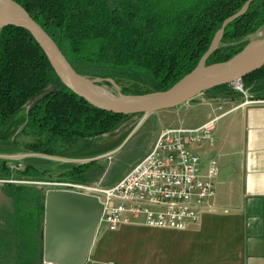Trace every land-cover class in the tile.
Segmentation results:
<instances>
[{
    "label": "trees",
    "instance_id": "16d2710c",
    "mask_svg": "<svg viewBox=\"0 0 264 264\" xmlns=\"http://www.w3.org/2000/svg\"><path fill=\"white\" fill-rule=\"evenodd\" d=\"M14 1L50 35L78 73L112 77L123 94H144L166 90L191 71L223 20L247 0ZM263 24L264 0H253L225 26L222 44L206 64L233 56ZM218 54L221 58L214 60ZM205 93L230 100L244 93L264 99V65L242 78V91L227 83ZM131 116L96 108L67 88L28 30L13 25L0 29V152L17 150L2 145L11 126L20 123L23 133L46 136L30 144L34 152L94 156L106 148L89 151L92 141L115 132ZM5 161L0 159V166ZM88 164L72 165L66 173L77 179L76 173Z\"/></svg>",
    "mask_w": 264,
    "mask_h": 264
},
{
    "label": "crops",
    "instance_id": "0c3cea01",
    "mask_svg": "<svg viewBox=\"0 0 264 264\" xmlns=\"http://www.w3.org/2000/svg\"><path fill=\"white\" fill-rule=\"evenodd\" d=\"M245 99L252 100L201 97L162 111V123L144 151L164 129L211 121L210 138L193 151L203 174L209 159L218 161L215 194L207 202L214 208L182 230L149 227L141 217L115 230L101 224L84 264H264V103ZM0 159L6 160L0 166V264H42L41 187L34 204L29 202L33 213L29 208L24 216L12 188L25 184L15 182L16 167L3 166L15 159ZM31 223L33 234L27 231ZM32 238L37 246L30 251Z\"/></svg>",
    "mask_w": 264,
    "mask_h": 264
},
{
    "label": "water",
    "instance_id": "95a60500",
    "mask_svg": "<svg viewBox=\"0 0 264 264\" xmlns=\"http://www.w3.org/2000/svg\"><path fill=\"white\" fill-rule=\"evenodd\" d=\"M251 1L253 0H247L236 13L223 20L196 66L172 86L166 90L144 94H115L99 83L100 78L78 73L50 35L19 3L14 0H0V29L13 25L28 30L42 48L60 81L73 93L105 111L141 115V119L125 139L109 152L87 158L39 155L78 164L96 161L117 152L155 111L181 105L222 84L228 83L242 90V78L264 65V36L249 40L240 51L225 61L206 64V60L219 47L225 26L242 15ZM17 156L22 155H0L9 159H16ZM43 207L42 264H84L103 209L98 196L74 190L48 188L44 194Z\"/></svg>",
    "mask_w": 264,
    "mask_h": 264
},
{
    "label": "built area",
    "instance_id": "2783aa9c",
    "mask_svg": "<svg viewBox=\"0 0 264 264\" xmlns=\"http://www.w3.org/2000/svg\"><path fill=\"white\" fill-rule=\"evenodd\" d=\"M245 102L264 103V99ZM210 124L162 130L150 150L111 186L64 180L52 182L49 188L97 195L103 204L98 227L104 224L115 230L141 217L149 227L186 229L198 222L203 211L214 208L207 202L215 194L218 161L209 159L203 174L201 158L193 151L202 139L210 138Z\"/></svg>",
    "mask_w": 264,
    "mask_h": 264
},
{
    "label": "rangeland",
    "instance_id": "374dc122",
    "mask_svg": "<svg viewBox=\"0 0 264 264\" xmlns=\"http://www.w3.org/2000/svg\"><path fill=\"white\" fill-rule=\"evenodd\" d=\"M264 36V24L254 31L251 34L246 36V39L251 40L254 38H259ZM222 44V43H220ZM219 44V46H220ZM221 58L220 54L215 56L214 60ZM216 63V62H213ZM211 64V63H210ZM97 78V77H93ZM100 78V77H98ZM101 85H103L108 91L117 94V92H121V87L115 82L112 77L100 78ZM146 89V88H144ZM237 89V88H236ZM239 90V89H238ZM250 98L249 94L247 93ZM201 97H207L208 95L203 92L197 96H195L193 101H199ZM171 108L161 109L150 114L143 124L136 130V132L130 137V139L115 153H112L108 157L99 158L96 161L87 162L89 163L87 167H82L81 171L76 173V178H71L66 172L72 166L78 163L76 162H66L58 159L44 157L39 154H44L40 152H34L30 148V144L36 143L38 141H42L46 139L45 135L40 137L23 133L21 129L20 123H15L11 126L10 130L7 132L5 137L3 148L12 149L16 147V151L12 152L17 156L13 162L7 163V165H3L4 169L11 165L12 167H16L15 174V182L22 181L23 184L18 186L14 183L13 192L15 193L16 205H19L22 212H24V216L27 215V211L33 213L35 206V199L38 198L37 190L38 187H41L42 192V202L44 200L43 194L46 189L49 188L52 182L71 180L78 183H83L91 186H101L108 187L115 184L131 167L132 165L139 160L145 154L148 144L152 141L155 132L161 125L162 121L159 118L162 111H167ZM130 118H126L121 121L118 125L117 129L113 133H108L102 136L99 139H95L92 141V145L87 148L89 151L99 150L101 148L106 150L103 153L109 152L115 149L129 134V132L135 127L138 121L141 119L140 114H131ZM1 139V140H3ZM4 141V140H3ZM8 141V142H7ZM117 143V145H115ZM78 147H74L71 151H76ZM93 153V152H92ZM33 154V155H28ZM70 155H76L77 153H69ZM102 154V153H99ZM97 154V155H99ZM90 156V157H95ZM87 158V157H82ZM12 161V160H10ZM84 164V163H80ZM10 166V167H11ZM29 167V168H28ZM25 170V171H24ZM19 172V173H18ZM31 203L29 204V202ZM31 208V210H29ZM42 228L40 233L42 234L43 229V218H41ZM28 224L26 223L25 226ZM34 224L31 223L29 228L27 229L28 233H35ZM30 251L33 250V247L36 248L37 241L35 239H31L29 241ZM34 253H32V256ZM36 257V256H34Z\"/></svg>",
    "mask_w": 264,
    "mask_h": 264
},
{
    "label": "bare ground",
    "instance_id": "6f19581e",
    "mask_svg": "<svg viewBox=\"0 0 264 264\" xmlns=\"http://www.w3.org/2000/svg\"><path fill=\"white\" fill-rule=\"evenodd\" d=\"M205 92V91H204Z\"/></svg>",
    "mask_w": 264,
    "mask_h": 264
}]
</instances>
